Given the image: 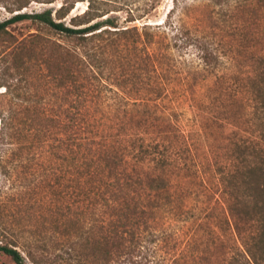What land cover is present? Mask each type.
I'll use <instances>...</instances> for the list:
<instances>
[{
  "label": "trees",
  "instance_id": "16d2710c",
  "mask_svg": "<svg viewBox=\"0 0 264 264\" xmlns=\"http://www.w3.org/2000/svg\"><path fill=\"white\" fill-rule=\"evenodd\" d=\"M32 1L53 4L57 0H14L10 10L21 11ZM82 2L86 3L85 10L70 17L75 4ZM209 2L212 9H217L212 10L217 20L241 3ZM172 3L162 23L146 22L140 29L118 27L116 19L110 17L112 10L101 8L99 0H61L55 10L18 13L0 22V37L8 34L9 26L30 22L63 39L49 40L43 63L54 79L64 77L60 81H67L68 95L74 97L73 106L66 110L64 128L73 132L67 137L66 147L77 165L82 197L77 212L67 206L68 216L76 215V220L65 227V234L74 239L63 254L54 256V264H264V54L254 59L257 74L247 85L219 75L223 65L220 49L213 41L205 40L209 35L196 21V11L191 7L179 11L177 0ZM154 9L156 2L149 0L131 11L128 22L148 16ZM189 21L195 24L193 33L187 27ZM168 28L175 32L172 47H195L204 67L215 78L203 96L194 97L192 107L204 105L209 115L207 162L217 181L219 196L215 203L221 215L212 226L203 228L206 220L213 217L214 207L202 206L201 218L190 227L191 233L176 226L180 197L171 178L174 170L188 168L189 162L198 165L191 134H186L179 124L180 113L161 109V122L167 129L154 137L148 132L130 133V128L114 124L110 113H105L102 118L106 121L96 126V116L85 104L87 92L78 82L80 73L96 74L95 67L101 66L108 53L129 39L141 43L148 75L157 73L155 61L165 55L158 47V34ZM39 39L38 34L32 37L34 42ZM25 47L15 54L18 65H23L20 54L24 51L27 57H40L35 48ZM165 47L170 46L167 43ZM231 88L234 93L228 97L243 104V112L235 115L228 114L227 106L221 103L222 91ZM196 116L200 117L199 112ZM239 123H249L250 136L244 134ZM198 127L196 119L191 133H197ZM218 127L227 128L231 136L223 153L215 136ZM121 128L124 138H114ZM203 230L208 239L202 235ZM216 246L230 251L220 257L209 255L210 247ZM0 254L23 264L22 256L11 246L0 244Z\"/></svg>",
  "mask_w": 264,
  "mask_h": 264
},
{
  "label": "rangeland",
  "instance_id": "374dc122",
  "mask_svg": "<svg viewBox=\"0 0 264 264\" xmlns=\"http://www.w3.org/2000/svg\"><path fill=\"white\" fill-rule=\"evenodd\" d=\"M147 1L99 0V5L112 10L110 17L116 19L118 27L137 26L140 29L146 22L162 23L173 5L172 0H152L156 2V9L142 19L128 22L131 11ZM239 1L241 3L233 7L228 16L217 20L214 13L217 9H212L209 0H177L179 11L184 7L196 11V21H200L205 35H209L205 40L219 47L223 65L218 74L246 84L257 74L254 59L264 54V0ZM13 3L14 0H0V22L18 13L55 10L61 0L53 4L32 1L21 11L11 12ZM85 8V2L75 4L70 17ZM192 21L194 23V17ZM193 23L189 21L187 25L191 33L194 32ZM7 32L0 37V244L17 250L23 264H37L38 261L54 264V256L63 254L74 239L65 234V227L76 220V215L68 216L67 206L77 212L82 197L77 165L71 161L66 147L67 137L73 132L68 133L64 128L66 110L73 106L74 97L68 95L67 81H60L64 77L54 79L43 63L49 52V40L63 39L30 22L11 25ZM35 34L40 39L34 42ZM174 34L169 28L158 34V47L165 55L155 61L157 73L148 75L141 43L129 39L121 42L123 45L118 50L108 53L101 66L95 67L96 74L80 73L78 82L87 92L85 104L96 116V126L106 121L102 118L105 113H110L113 123L130 128V133L148 132L154 137L163 135L167 129L161 122V109L180 113L179 124L186 134H191L198 165L195 167L189 162L188 168L174 170L171 178L180 197L176 203L179 206L176 226L191 233L190 227L198 224L201 218L202 206L214 207L213 217L206 220L203 228L212 226L221 215L215 203L219 196L217 181L207 162L209 115L204 105L199 109L192 107L194 97L203 96L215 78L204 67L195 47H172ZM167 43L171 48L165 47ZM23 46L35 48L40 57H27L24 51L20 54L23 65H18L15 54ZM233 91V88L222 91L221 103L227 106L230 115L243 112V104L228 97ZM196 119L199 120L198 132L192 134ZM221 123L218 121V126ZM239 124L246 131L244 134L250 136L249 123ZM123 128L114 138H124ZM228 135L227 128L216 129L217 146L222 153L231 139ZM201 233L208 239L205 230ZM208 251L209 255L220 257L230 250L216 246ZM0 264L16 263L0 254Z\"/></svg>",
  "mask_w": 264,
  "mask_h": 264
}]
</instances>
